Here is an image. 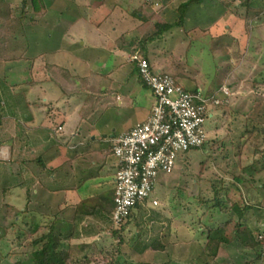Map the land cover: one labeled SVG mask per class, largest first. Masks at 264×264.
<instances>
[{"label": "crops", "instance_id": "1", "mask_svg": "<svg viewBox=\"0 0 264 264\" xmlns=\"http://www.w3.org/2000/svg\"><path fill=\"white\" fill-rule=\"evenodd\" d=\"M144 1L137 9L132 0H41L44 20L21 25L26 48L0 56V198L22 194V205L85 237L82 245L95 252L114 240L113 141L145 122L154 103L131 58L152 56L148 62L157 72L201 94L187 74L156 59L154 39L139 27L160 26L162 35L181 29V43L196 44L190 51L218 61L230 60L236 47L251 50L252 43L256 63L262 52L260 33L252 34L264 28V0H175L172 22L165 20L172 12L165 1L154 3L158 9ZM198 60L189 64L198 68ZM221 66H215L217 77L224 75ZM223 88L227 84L213 97L221 98Z\"/></svg>", "mask_w": 264, "mask_h": 264}, {"label": "rangeland", "instance_id": "2", "mask_svg": "<svg viewBox=\"0 0 264 264\" xmlns=\"http://www.w3.org/2000/svg\"><path fill=\"white\" fill-rule=\"evenodd\" d=\"M132 1L131 8H137L140 0ZM156 1L159 2L151 0L150 5L158 9L153 6ZM163 1L166 4L164 6H170L172 11L165 14V20L172 22L176 17L172 8L175 0ZM3 2L9 6L13 19H21V25L37 22L38 18L44 20L47 15L44 9L36 13L31 0H0V18L7 15L2 11ZM147 3L149 4L150 0ZM19 26L0 25L1 57L9 53L19 54L26 48V39L23 32L20 35L22 28ZM15 27H18L16 32ZM159 27L157 26L156 30L149 29L144 23L139 27L143 37L147 40L154 39L149 42L155 43L153 49L157 60L168 62L174 67V71L179 69L183 74H187V77L198 83L204 97L212 98L214 93L219 92L223 83L227 84L230 95L220 100L219 106H222H212L209 109L212 117L208 115L204 125L207 138L205 146L179 154L170 172L157 175L154 190L148 202L141 206V211L137 213L138 218H135L134 223L129 221L125 225L121 235L123 240L118 243L112 239L105 247H101V252L87 254L86 251L75 247L82 244V239L85 238L78 237L76 233V241L71 248L72 259L79 260L77 264H238L243 259H250V264H264V246L252 253L234 246L220 252L215 258L201 254L207 230L224 226L231 219L237 221L234 212L228 210V213L223 214L216 209L214 194L217 190L220 194H225L223 198H219L223 203L227 200L240 206L255 205L264 213V28L252 34L258 38V33L261 35L258 44L262 43V52L259 53L261 57L256 63V46L254 47L253 43L251 50L245 51L244 47H236L230 55V60L218 61L216 55L213 56L215 59L206 52L196 51V48L190 51L196 44L186 38L182 44L181 29L164 31L162 35ZM11 31L15 32V35ZM146 56L149 62H153L152 56ZM194 56L199 59L196 62L198 68L189 64L197 58ZM225 56L226 54L220 55L223 59L229 55ZM242 57H245V62L254 64L256 68L253 70L250 65L242 62ZM218 64L225 68L221 77H217L215 66ZM241 64H244L243 70L240 68ZM151 68L155 73L158 70L152 65ZM208 83L210 84L204 85ZM251 167L255 169L254 172L249 170ZM259 170L262 172L257 173ZM238 177L242 181L238 182ZM251 180L253 182H250ZM21 196L5 198V203L0 198V256L23 253L32 240L47 233L42 227L32 236L25 234L27 227L22 223H29L33 218H37L40 224L45 221L32 211L31 204L22 205L26 200L22 194ZM7 201L10 205H6ZM21 208H24V214ZM16 213L17 217L20 216L19 225L10 228L8 226L16 220ZM240 223L248 226L257 240L264 241V222L256 223L252 210L246 211ZM131 239L139 240L144 249L136 251ZM154 240L162 244L163 250H153L149 247ZM85 254L89 262L83 259ZM256 255L260 256V259H256Z\"/></svg>", "mask_w": 264, "mask_h": 264}, {"label": "built area", "instance_id": "3", "mask_svg": "<svg viewBox=\"0 0 264 264\" xmlns=\"http://www.w3.org/2000/svg\"><path fill=\"white\" fill-rule=\"evenodd\" d=\"M131 61L154 103L145 122L113 141L116 172L110 221L117 227L137 204L149 198L157 175L170 172L179 154L200 149L206 143L204 125L207 116L212 117L209 109L230 95L226 88L221 90V98L193 94L174 77L153 72L142 56L134 55Z\"/></svg>", "mask_w": 264, "mask_h": 264}, {"label": "trees", "instance_id": "4", "mask_svg": "<svg viewBox=\"0 0 264 264\" xmlns=\"http://www.w3.org/2000/svg\"><path fill=\"white\" fill-rule=\"evenodd\" d=\"M31 4L33 5L36 13H38L39 11L43 9L41 0H31ZM2 11L4 14H7V15L5 17L0 18V25L5 26V24L6 25L9 24L10 27H12V25L18 26L19 24L20 25L19 28H21V19L19 18L13 19L10 16L9 6L5 4L4 2H3ZM17 29L18 27L16 28L15 32L17 31ZM15 32H12V33H14L15 35ZM20 35H22V29H21ZM142 57L144 58V56ZM191 93L197 94L196 92H191ZM216 106L220 107L222 105L219 106L218 104ZM234 112L236 113L237 111H234ZM205 144L202 145V147H204ZM249 170L251 172L255 171L253 167H251V169ZM256 172L261 173L262 170H259ZM236 180L238 182L242 181L240 177H238ZM250 182H253V181L251 180ZM214 195H216V198L214 199V201L216 203L215 207L218 210V212L225 214V213H228L227 212L228 210H230L234 212V214L236 215L237 221H234L233 219H231L230 221L226 222L224 226H218L214 229L207 230L208 232H207V236L205 239V244L201 246L202 247L201 254L209 258H215L220 249L229 250L230 248H233L235 246V247L242 249L243 251L252 253V252H255V250H257L258 248L263 247L264 241L261 242V240H257L254 237L253 232L248 228V226L240 223L246 211L248 210L253 211L256 223L259 224V223L264 222V213L262 212L261 208L256 207L255 205L251 206L248 204H242L240 206L234 202L230 203L227 200H225V202L223 203L219 198H223L225 194H220L219 190H217ZM147 202H148V199H145L142 204H137L133 208V210L131 211L130 215L125 220V222L119 227L114 226L112 222L110 221L111 225L115 228L113 231L114 240H117L118 243L121 241L122 239L121 235L124 231L125 225L129 221L130 222L133 221L132 223H134L135 213L140 212L141 206H143V204ZM113 209H114V206H113ZM15 217H16V220L14 219L12 223L9 224L8 227L13 228V226H16L18 224V219H20L19 218L20 216L17 217V213H16ZM22 224L27 227V229L25 230V234L27 233L28 236H32L37 231H39L42 227H44L47 230V233L37 239L32 240L31 243L26 247L23 253L22 252L16 253V254L9 253L4 256L1 255L0 264H77L79 262V260L77 259L75 260L72 259L71 248L73 247L74 245L73 242L76 241V239L74 237L73 232L69 231L68 230L69 228L67 226H63L57 220L45 221L43 222V224H40L35 219H32L31 222L29 223L26 222L25 224L24 223ZM131 242L133 244L132 246H134V249H137L136 251H142L144 249L143 245L139 243V240L136 239V241H133V239H131ZM75 247H77V249L86 251L87 254L88 253H91V254L98 253V252H95L93 248L82 245V244H79L78 246H75ZM149 247H151L153 250H163V246L162 244L158 242V240H154L149 245ZM87 254L83 256V259L89 262ZM255 258L260 259V256L256 255ZM250 262H251L250 259H243L238 264H250ZM163 264H170V263L168 262V263H163Z\"/></svg>", "mask_w": 264, "mask_h": 264}]
</instances>
